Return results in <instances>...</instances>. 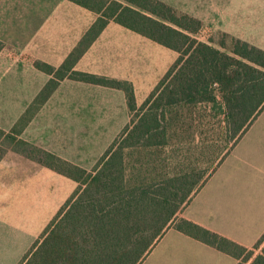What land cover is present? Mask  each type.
<instances>
[{
    "label": "trees",
    "instance_id": "trees-1",
    "mask_svg": "<svg viewBox=\"0 0 264 264\" xmlns=\"http://www.w3.org/2000/svg\"><path fill=\"white\" fill-rule=\"evenodd\" d=\"M70 1L95 22L59 68L36 62L50 80L10 132L0 129L21 147L14 151L77 183L20 264H142L171 228L238 264H264V235L247 248L188 219L177 223L264 111V50L229 34V52L199 41L202 21L160 0ZM110 22L178 53L140 108L130 83L75 70ZM64 80L126 95L130 121L91 171L20 138Z\"/></svg>",
    "mask_w": 264,
    "mask_h": 264
},
{
    "label": "rangeland",
    "instance_id": "rangeland-1",
    "mask_svg": "<svg viewBox=\"0 0 264 264\" xmlns=\"http://www.w3.org/2000/svg\"><path fill=\"white\" fill-rule=\"evenodd\" d=\"M161 1L201 20L208 15L215 16L218 11L226 13L217 23L210 24L213 29L203 26L196 36L199 41L229 52L233 40L225 35L228 33L264 50V0ZM6 7L10 11L9 42L27 43L37 31L58 32L55 47L58 57L63 54L62 62L75 46L70 44L82 27L81 20L93 19V14L86 9L74 11L71 7L77 6L70 0H8ZM53 13L56 22L50 20ZM73 18L76 20L72 21ZM4 34L5 30L0 29V37L7 40ZM83 37L79 34L78 44ZM141 37L140 65L132 61L133 50L115 55L99 52L96 48L92 53L90 50L86 62L76 66L77 71L130 83L136 107H142L176 62L178 53ZM5 48L6 45L1 42L0 50ZM39 49L43 51V47ZM6 53L13 67L6 73H0V129L10 132L21 113L16 107L36 96L44 76L31 72L28 54L22 49L10 48ZM58 93L56 100L64 102L67 108L64 106L59 112L55 126H44L46 131L57 130L56 135H47L55 138L53 141L46 140L45 145L55 151L52 154L91 171L130 121L126 95L121 90L73 80L65 81ZM71 104H74L73 109H70ZM16 148L21 147L10 139L0 138V154ZM8 154L15 159V154ZM39 165L43 169L41 172L10 173L9 203L0 197V264H20L77 188L73 180ZM240 176L253 177L254 182L258 183L253 191L255 200L259 203L264 200V111L193 197L190 205L179 214L177 223L182 218L192 219L206 228L219 231L223 237L227 236L230 226L226 214L233 209L248 211L245 205L249 201L246 195L250 189L236 192L232 188L233 184L236 189L244 187L243 183L237 181ZM52 177L56 178L54 185L50 183ZM249 204L252 209L250 201ZM171 230L176 229L171 228L168 232ZM167 233L142 264H154L158 260V253L164 251L162 248L167 245ZM260 252L257 250L255 254Z\"/></svg>",
    "mask_w": 264,
    "mask_h": 264
},
{
    "label": "crops",
    "instance_id": "crops-1",
    "mask_svg": "<svg viewBox=\"0 0 264 264\" xmlns=\"http://www.w3.org/2000/svg\"><path fill=\"white\" fill-rule=\"evenodd\" d=\"M7 4H8V0H0V7H1L0 9V29L5 30L4 35H5V39H7V40H4L3 38L0 37V41L6 45L5 49L0 50V73H6L10 68L13 67L12 63H10V59L7 57L6 51H8L10 48H12L13 50L22 49L24 52L28 54L29 68L31 72L41 73L44 76V82L41 85V88L38 89L39 92L37 91V94H36L37 96L40 93V91L44 88V86L48 83V81L50 80V76L46 74L45 72L39 70L35 65L36 62H44L48 64L51 63L50 65L56 68H59L63 64V62L67 59L68 55L66 56L65 60H63V62H62L63 54H62V57L61 56L58 57L57 49L55 47L56 40L58 38L57 36L58 32L55 34L54 31H50L47 33L37 31L36 33L32 35V40L24 44H21L19 42H15V43L9 42L8 39H10V11L6 7ZM74 5L77 6V7H71L74 11L80 12L79 8H83L79 5H76V4ZM54 11H56V9ZM60 12L62 13L61 9H60ZM91 13L93 14L92 15L93 19L91 20V18L90 19L87 18L85 21L81 20L82 27L74 35V39L71 37V39L73 40L71 42L72 44L70 45H75L74 48L76 47L79 34L80 35L82 34L84 36L85 33L88 31V29L93 25V23L96 20V14L93 12ZM183 13H186V12H183ZM81 15H83V13H81ZM53 16H55L54 13L52 14V17L50 20H53L56 22L57 20L54 19ZM222 16L224 17L226 16V13L224 11H220V12L218 11V13H215V16L208 15L204 18V20H201L195 16H192V17H195L201 20L202 23H204L203 26L206 25L209 27V29H213L210 26V24L213 25L217 23V21ZM230 16H232L233 18L237 17L233 15H230ZM62 19L60 18V20ZM68 19H71V18H66L65 20H68ZM75 20L76 19L74 18L72 19V21H75ZM25 27H28V26L26 25ZM141 38H142L141 35L122 27L121 25L115 22H110L108 26L106 27V29L102 32L98 40L93 44V47H91L92 49L90 48L86 52V54L79 61V63L81 64L82 62L83 63L86 62L87 58L90 57V54L94 52L96 48H98L99 52H102V53L111 52L115 55H117L119 52H122V51L130 52L133 50L132 61L134 62L135 65L136 64L140 65V61L142 58L141 47L143 44V41L140 42V40H142ZM52 46L54 47L53 49H52ZM39 47H43V51L40 50ZM137 47H138V50H137ZM90 50L92 51L90 54H88ZM79 63L76 66H78ZM65 81L67 80H64L60 83L59 87L54 92L53 96L41 108V110L38 112L36 117L32 120V122L28 125V127L24 130V132L20 135V138L22 140L32 145H35L43 150L51 152V153H54L55 151L53 152L52 148L46 147L45 142L48 139H51L53 141L55 137H50V136L56 135L57 130L55 132L52 130L46 131L47 129L46 128L44 129V126L47 124L49 126H55V121L60 116L59 112L64 109V106L65 107L67 106L66 104H64V102H58L56 100V96L59 94L58 92L60 91L61 86L63 85ZM36 96L31 101H28L27 103H19V105L16 107L21 112L17 116L18 120L22 117V115L25 113L28 107L32 104ZM73 108H74V104H71L70 109H73ZM49 118H52V119H49ZM48 120L50 121L49 123H48ZM16 123L13 125V127L16 125ZM3 130L7 131L5 129ZM48 134L50 136H47ZM8 153L15 154L16 156L15 159H11L10 154ZM42 170L43 169H41L38 162L31 160L14 150H7V153L4 154V157L0 162V197L7 199L6 202L9 203L10 201V173L12 174L13 173H28L30 171L41 172ZM53 172L56 173L55 171ZM240 177L241 178L237 179V181L239 183H243L244 187L242 189H236L234 187L235 184H233L232 188L236 192H238L239 190H243V189H247V190L250 189V191L247 193L246 196L252 204V209L249 208L250 204L248 201L247 204L245 205V208L248 210L247 212L238 211V210L236 211L233 209L231 213L226 214L227 218L229 219V226H230L229 231L230 232H228V234H226L227 236L225 237H227L228 239L244 247L253 248L254 245L264 235V200H262L260 203L259 201L255 200V197H254L255 192L253 193V191L255 187L258 185V183L256 184L254 182L253 177H249V176L248 177L240 176ZM59 178L60 177H57V179ZM54 179L56 178L52 177V180L50 182L51 185L55 184ZM237 187H241V186H237ZM260 204L262 205V207ZM188 220L192 221V219H188ZM171 231L172 232L170 233L168 232L167 233L168 235L166 236L167 245L162 248L165 250L160 251L158 253L157 255L158 260L154 262V264H238V261L235 258L227 254H224L213 247L205 245L176 230H171ZM218 234L222 235L220 232Z\"/></svg>",
    "mask_w": 264,
    "mask_h": 264
}]
</instances>
